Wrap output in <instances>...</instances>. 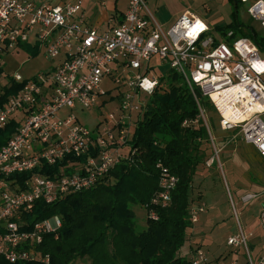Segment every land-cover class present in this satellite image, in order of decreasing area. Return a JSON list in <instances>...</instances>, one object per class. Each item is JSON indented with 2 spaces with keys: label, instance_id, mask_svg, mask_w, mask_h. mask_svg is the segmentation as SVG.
<instances>
[{
  "label": "built area",
  "instance_id": "obj_1",
  "mask_svg": "<svg viewBox=\"0 0 264 264\" xmlns=\"http://www.w3.org/2000/svg\"><path fill=\"white\" fill-rule=\"evenodd\" d=\"M238 1L249 4V16L264 31V0ZM23 45L43 46L47 59L61 60L50 71L27 80L19 73L3 77L0 71V103L6 88L22 85L0 107V129L11 121L19 122L0 148V256L9 263L49 262V256L36 247L44 235L61 227L60 218L45 219L28 231L17 219L37 201L53 204L94 188L126 158L144 100L161 87L159 77H148L156 66L170 65L194 95L198 89L209 98L218 112L220 129L241 137L264 160V59L249 38H235L233 31L223 39L217 37L190 12L163 29L148 11L146 0H129L122 20L106 32L85 24L80 1L53 6L35 0H0V69L3 56ZM105 78L116 84L118 96L114 111L107 113L96 129L85 127L74 113L60 116L63 109L92 110L100 101L99 106L111 102V98L106 100L108 93L100 89ZM200 117L207 125L201 108ZM67 157H86L83 171L66 174L62 170L53 177L35 172ZM216 160L217 151L206 165L212 166ZM156 167L159 191L146 207L152 220L158 219L155 208L169 205L178 183L161 162ZM25 173L31 176L23 189L8 180L11 175ZM262 196L264 191L248 193L241 201L246 204ZM204 212V205L192 206V223ZM260 226L264 231V209ZM248 241L249 236L240 230L227 244L243 249L249 264H255ZM188 260L189 264H210L198 246ZM257 264H264V243Z\"/></svg>",
  "mask_w": 264,
  "mask_h": 264
},
{
  "label": "trees",
  "instance_id": "obj_2",
  "mask_svg": "<svg viewBox=\"0 0 264 264\" xmlns=\"http://www.w3.org/2000/svg\"><path fill=\"white\" fill-rule=\"evenodd\" d=\"M233 1L238 7L240 2ZM229 31L235 38L251 39L260 52L264 51L263 30L237 21L219 34L225 36ZM25 48L33 56L39 53L38 46ZM159 79L161 87L144 100L129 141L131 151L124 160L94 188L67 195L53 204L37 201L33 209L20 214L17 221L23 222L21 226L26 231L45 219L60 218L61 227L44 235L36 247L43 256H49V262L9 263L0 256V264H189L181 250L194 225L190 215L194 177L209 156L205 143L210 142L209 134L216 129V123L219 127V115L210 99L198 89H194V95L173 69ZM21 86L14 83L6 88L0 107ZM200 108L205 117L210 115L207 125L200 117ZM18 125L14 120L0 129V148ZM85 161L86 157H67L35 172L47 177L59 175L62 170L66 174L78 173L83 171ZM158 162L178 178V183L169 205L155 208L158 219L146 215L145 229L138 231L133 208L146 212L158 193ZM30 176L31 173L14 174L8 180L23 189Z\"/></svg>",
  "mask_w": 264,
  "mask_h": 264
},
{
  "label": "rangeland",
  "instance_id": "obj_3",
  "mask_svg": "<svg viewBox=\"0 0 264 264\" xmlns=\"http://www.w3.org/2000/svg\"><path fill=\"white\" fill-rule=\"evenodd\" d=\"M147 6L154 15V17L160 22L167 23L165 26H169L170 22H175V20L185 12H190L195 15L201 22L212 30L213 35L220 36L223 39V36L219 34V31L225 29L234 23L239 21L244 25H252L257 30H262L259 23L255 22L248 14L249 4L240 3L236 7L233 0H146ZM125 2V0L123 1ZM235 16V17H234ZM162 21V22H161ZM169 23V24H168ZM29 45H26V47ZM44 47L40 46L39 53L37 55H32L30 51L25 48V45L20 47L18 50L3 56L1 74L2 76H13L16 73H19L25 80L31 79L38 74L43 72L50 71L55 67L61 60V57L55 60H49L45 57ZM261 57L264 59V51H261ZM152 65H156V61L152 62ZM171 69L170 65L156 66L151 73L148 74V77L152 75L160 77L161 75H166V73ZM100 89L108 93L106 100L112 99L111 102L104 105L100 101L99 105L92 110H83L81 107H77L75 110L63 109L60 111V116L65 117L70 113H74L80 120V122L90 130L97 128L98 124L104 120V117L107 113H112L115 107V100L118 96V89L116 84L109 78H105L101 85ZM209 115V114H208ZM207 115V116H208ZM206 116V120L208 116ZM217 122L216 115L214 116ZM264 121V115L262 116ZM212 136L215 139L214 143L219 148L223 146L227 139L226 133H224L216 123V129L212 132ZM239 141V140H238ZM212 142L205 143V148L209 154L206 162L215 155L213 151ZM240 151L244 153L243 157L249 164V169H246L241 166L243 159L240 156V153L233 158H227L226 151L220 153L219 161L216 160L213 166L211 167L212 171H217L221 184L224 189H228L231 195L233 202L232 205L229 202L230 211L232 217L225 220L224 224L220 227L213 226L208 227L206 223L204 226L198 229V226L195 225L196 231L193 235L187 237L186 243L181 250L182 256L189 259L190 251L198 245L201 249L208 254V259H210L214 264H246L248 259L247 256L242 255V259H238L237 251L234 247L227 244L228 235H235L239 232V226L243 231H246V220L252 214L250 211L251 205H255L258 201L254 200L251 203L245 205L241 201V194L246 193L249 189L247 188L248 182L258 183L260 181L259 177H264V162L256 154V151L252 145L242 142ZM240 156V157H239ZM206 162L201 165L198 169L197 177H194L193 182V191H192V201L196 202L203 197H205L209 191L206 189V184L208 180L203 179L199 180V175L207 173ZM221 164V166H220ZM248 168V167H247ZM246 169V181L242 180L243 170ZM241 174V175H240ZM242 176V177H241ZM239 177V178H238ZM263 182V181H262ZM206 190V191H205ZM205 191V192H204ZM203 192V193H202ZM207 193V194H206ZM203 194V195H202ZM206 198V197H205ZM208 198V197H207ZM207 198L205 202H207ZM229 201V199H228ZM134 211L137 214L138 219V231H143L145 229V220L146 212L142 208L134 207ZM209 211V206H205V212ZM237 215H236V214ZM205 213L201 214L204 215ZM207 214H205V217ZM204 217V216H203ZM202 239V241H200ZM211 241V243L209 241ZM249 251L252 255V259L255 264H257V259H255L256 252H259V246H253L251 243H248ZM218 258V259H217ZM238 260V262L236 261ZM243 262V263H242ZM82 264V263H77ZM84 264V263H83ZM212 264V263H211Z\"/></svg>",
  "mask_w": 264,
  "mask_h": 264
},
{
  "label": "crops",
  "instance_id": "obj_4",
  "mask_svg": "<svg viewBox=\"0 0 264 264\" xmlns=\"http://www.w3.org/2000/svg\"><path fill=\"white\" fill-rule=\"evenodd\" d=\"M19 1H27V0H19ZM35 1L37 3L53 5V6L61 5L64 3H69V2L80 1L82 3V14L84 16L85 24L89 27L95 28L96 30H98V32H106L112 26L116 25L119 21L122 20L123 14L125 13V11L127 9L129 0H125V2H123L124 0H35ZM146 3H147V1H146ZM147 8H148V6H147ZM148 11L153 16L154 20L159 25H161L163 29H169L178 20V18H177L175 20V22H170L171 24L167 27V26H165V24H167V23H164L162 21H161L162 23H160L154 17V15L152 14V12L150 11L149 8H148ZM210 32L213 33L212 30H210ZM217 37H220V36H217ZM223 132L226 133L227 141L223 146L219 145V148L215 145V143H212L214 146L213 147L214 153L216 151L218 152V158H219L220 153H224L225 151H226L227 158H233L240 153L241 158L243 159V161H245L244 159H246V158L243 157L244 153L242 151H240L241 150L240 147H241V144L243 142L241 137L234 135V133H232V132H225V131H223ZM255 151H256V149H255ZM256 154L261 158V156L257 153V151H256ZM261 160L264 162V160L262 158H261ZM212 166H207V168H208L206 170L207 173L204 174L203 176L201 174V175H199L200 177H198L200 181H202L203 179L208 180V183L206 184V186H207L206 189L209 191V193L208 194L206 193L207 195L205 196L206 198L208 197L207 202H205V200H206L205 197L194 202L195 206H199V205L209 206V204H210L211 212L210 213H209V211L204 212L207 215L210 214L208 216L206 215L207 217H205V214L200 215L198 222L193 225L189 236H191L195 233V231H196L195 225L198 226V229H200L201 226L203 228L204 223H206L208 227H213V226H217V225H219L217 227H220L224 224L226 219L232 217V214L230 211V206L228 205L230 202V204L232 205V208L234 207L232 199H231V195H230L228 189L226 190L223 188L218 172L211 170ZM241 166L246 168V169H249V164L247 163V161L242 163ZM246 169L245 170L242 169L243 170V177L242 176L241 177H242V180H244V181H246L245 180L246 179V175H245ZM259 178H260L259 184L258 183H251V182L246 183L247 184L246 186L249 190L246 193L241 194V197L248 194V193H260V192L264 191V177H259ZM228 199H229V201H228ZM256 200L258 202L255 205H251V207H250V211L252 212V214L246 220L247 230L244 232H245V234H247L249 236L248 243L250 242L251 245H253L254 247L255 246L260 247L259 252H256V254H255V256H256L255 259L258 260V258L260 257V255L262 253V244L264 243V231L260 226V215L264 209V196H262L258 199H255V201ZM251 202H249V203H251ZM249 203H246V204L243 203V204L247 205ZM240 230H242V228L239 226V231ZM231 236H234V235H228V238ZM200 241H202V239H200ZM206 241H209V240H206ZM227 241H228V239H227ZM209 242L211 243V241H209ZM198 247H200V246L198 245ZM235 250L237 251L236 253L239 256L238 259H242V255L247 256L243 249L235 248ZM190 252H192V249ZM190 255H191V253H190ZM207 256H208V254H207ZM251 257H252V255H251ZM247 259H248V257H247ZM207 260L210 264L211 263L214 264V262H212L210 259H208V257H207ZM236 261L238 262V260H236ZM248 261L246 264H249ZM236 264H238V263H236Z\"/></svg>",
  "mask_w": 264,
  "mask_h": 264
},
{
  "label": "bare ground",
  "instance_id": "obj_5",
  "mask_svg": "<svg viewBox=\"0 0 264 264\" xmlns=\"http://www.w3.org/2000/svg\"><path fill=\"white\" fill-rule=\"evenodd\" d=\"M199 26H197V28H198Z\"/></svg>",
  "mask_w": 264,
  "mask_h": 264
}]
</instances>
